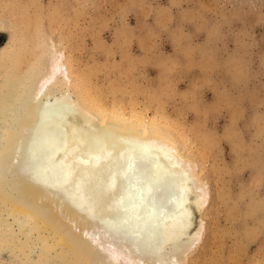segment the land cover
I'll return each instance as SVG.
<instances>
[{
	"label": "bare ground",
	"instance_id": "6f19581e",
	"mask_svg": "<svg viewBox=\"0 0 264 264\" xmlns=\"http://www.w3.org/2000/svg\"><path fill=\"white\" fill-rule=\"evenodd\" d=\"M16 1H0V264H186L204 229L203 219L191 233V198L200 213L209 201L199 147L167 119L108 111L41 26L25 45L20 24L4 14ZM46 140L51 152L31 161L27 149L40 151ZM138 149H150L155 162L140 161L127 176ZM42 164L68 184L34 176ZM153 164L163 181H153Z\"/></svg>",
	"mask_w": 264,
	"mask_h": 264
},
{
	"label": "rangeland",
	"instance_id": "374dc122",
	"mask_svg": "<svg viewBox=\"0 0 264 264\" xmlns=\"http://www.w3.org/2000/svg\"><path fill=\"white\" fill-rule=\"evenodd\" d=\"M4 14L25 45L38 25L60 40L108 111L167 119L200 150L209 201L200 213L191 198V233L204 229L181 260L264 264V0H18Z\"/></svg>",
	"mask_w": 264,
	"mask_h": 264
},
{
	"label": "water",
	"instance_id": "95a60500",
	"mask_svg": "<svg viewBox=\"0 0 264 264\" xmlns=\"http://www.w3.org/2000/svg\"><path fill=\"white\" fill-rule=\"evenodd\" d=\"M50 111H52V110H50ZM38 142H39V144L43 145L44 148H45V146H47V147L45 149L43 148L42 149L43 151L40 150L42 152L33 151L32 149H27V154H28L29 158L31 159V161L32 160L38 161V159L42 153L51 152V148H50L51 145L48 144L47 140L46 141H38ZM132 159H133V164H132L131 169H128L127 176H130L131 174H133L137 170L136 168H137V165L140 161H151L153 163V161L155 162L156 157L151 153L150 149H138L137 155H134V157H132ZM42 165L43 166L40 168L33 169V171H34L33 173L35 174L34 176H39V177H41L42 180L44 179L45 181H47V183L52 184V185L54 183L58 187L61 185H64V184H66V185L68 184V181H61L60 180L61 179L60 178L61 172L52 171L47 166L49 168L48 169L45 164H42ZM160 168L161 167L159 165L153 164V175H154L153 181H163V178L166 177L164 174H162L160 172ZM56 170H58V169H56ZM40 172H42V173H40ZM53 179L60 180V181H51ZM37 187L41 188L40 185H38ZM148 192H146V193H148ZM143 194H145V192H143ZM141 198H142V196H141ZM140 203H142V201L140 199H138L137 205H139Z\"/></svg>",
	"mask_w": 264,
	"mask_h": 264
}]
</instances>
